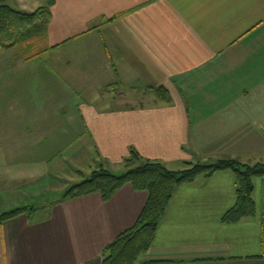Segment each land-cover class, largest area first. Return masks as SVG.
<instances>
[{
    "label": "crops",
    "instance_id": "1",
    "mask_svg": "<svg viewBox=\"0 0 264 264\" xmlns=\"http://www.w3.org/2000/svg\"><path fill=\"white\" fill-rule=\"evenodd\" d=\"M40 34L43 51L0 74L1 204L12 182L30 199L56 192L50 180L79 182L85 157L122 172L131 149L174 170L225 154L264 161V0H53ZM145 198L126 184L107 201L57 198L5 219L0 264H100ZM253 198V216L226 224L231 171L178 187L135 264H264V176Z\"/></svg>",
    "mask_w": 264,
    "mask_h": 264
},
{
    "label": "trees",
    "instance_id": "2",
    "mask_svg": "<svg viewBox=\"0 0 264 264\" xmlns=\"http://www.w3.org/2000/svg\"><path fill=\"white\" fill-rule=\"evenodd\" d=\"M52 3L53 0H48L47 5L37 7L33 11L19 10L0 3V49L36 36L39 34L36 33L39 24L44 30ZM113 18L115 17L110 20ZM154 92L158 98L169 100L163 86L155 87ZM226 170L231 171L234 176L235 200L220 221L232 224L255 214L254 179L264 176V162H241L230 155H222L214 160L186 161L183 168L174 170L158 160L144 158L131 149L129 156L124 159V171L114 173L104 167L96 168L86 178L68 187L60 198L98 193L102 200L107 201L116 190L126 184L134 190L145 192V203L135 223L104 247L100 263L135 264L151 246L159 220L173 192L182 185L192 184L198 177L208 178L216 172ZM32 210L33 207L14 208L1 214L0 222L24 212L30 213Z\"/></svg>",
    "mask_w": 264,
    "mask_h": 264
},
{
    "label": "rangeland",
    "instance_id": "3",
    "mask_svg": "<svg viewBox=\"0 0 264 264\" xmlns=\"http://www.w3.org/2000/svg\"><path fill=\"white\" fill-rule=\"evenodd\" d=\"M47 1L48 0H0V3L8 4V5L16 8V9H19V10L33 11V10L37 9V7L47 5ZM42 30H43L42 25L39 24L36 27V31H37L36 33H39V34H37L36 36H32V37H29L25 40L18 41L16 44H14L11 47H5V48L0 49V74L5 73V68H7V67H4V66H5L6 62H8L10 59L16 60L17 58H19V55L24 57V56H30L31 54H35V52L43 51V49L46 45V42H45L42 34H40V32ZM6 50H9V51H6ZM44 56L47 58V56L45 54H44ZM139 92H141V91L138 88H128V89H126L125 94H126V96H133ZM4 99H8V96H5ZM3 105H6V104H3ZM1 112H2V110L0 109V113ZM7 123H8V120L0 119V129L7 128ZM225 155H227V154H225ZM232 155L234 156V154H232ZM221 156L222 155H219L217 157L210 156V158H208V159L213 160V159H217L218 157H221ZM235 158L241 162L253 163V161H249V160L244 161L245 159H241L239 157H235ZM262 160H264V158ZM197 161L200 162V161H206V160H202L201 158H197L196 161H190V162H197ZM260 162H264V161H260ZM88 164H89L88 158L85 157L84 159H80L78 168L80 170H82L83 172H86L87 174L86 175H82V174L81 175L80 174L75 175V173H73L70 175H72V176L75 175L77 177L79 176L77 179L78 181L86 178L92 171V169H90L91 167H88ZM97 168H99V167H97ZM49 170L51 172V167ZM55 172H56V170H55ZM63 179L66 180L65 178H63ZM61 180L60 179L50 180L51 183H50V186H48V188L53 189L51 191H56L53 194H45V195H42V197L38 196V197H33L32 199H30L31 197L28 194V192H24V191L20 190V188H21L20 187V185H21L20 181H17V183L12 182L13 184L9 185L8 188L12 189L13 191L15 190V188H17V191H16V193L14 191L11 199L5 200V201H7V203H3V204L0 203V206H1L0 207V215L5 213V212H3L4 209L2 210V208H4V204H7V206L8 205L11 206L10 204H19V202H20L19 207L40 208L41 206H43V204L44 205L49 204L51 200H56L57 198L62 197L65 190L68 187H70L73 184V182H71L70 180H66L65 182H67V183H65V182L62 183ZM45 181H48V180H45ZM45 185H46L45 182L43 184L38 183L37 186L33 187V188L38 190V193H39V191H46V188L43 187ZM27 190H29V189H27ZM29 191L32 193L31 189ZM50 193H52V192H50ZM0 199H7V197L3 196V194H2Z\"/></svg>",
    "mask_w": 264,
    "mask_h": 264
}]
</instances>
